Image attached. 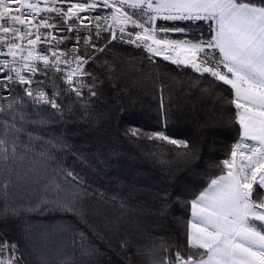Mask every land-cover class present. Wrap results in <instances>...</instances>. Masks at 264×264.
I'll list each match as a JSON object with an SVG mask.
<instances>
[{"label":"trees","instance_id":"16d2710c","mask_svg":"<svg viewBox=\"0 0 264 264\" xmlns=\"http://www.w3.org/2000/svg\"><path fill=\"white\" fill-rule=\"evenodd\" d=\"M99 57L90 69L95 96L88 95L90 78L79 73L73 79L85 82L84 95L64 93L66 77L53 70L42 89L49 95L57 91L62 111L36 113L27 105L22 113L0 111V134L14 131L6 128L14 123L24 129L16 133L21 146H29L28 133L32 136L31 150L20 153L14 203L0 197V232L17 244L26 264H159L162 243L187 247V201L229 158L238 139L229 86L197 79L159 57L151 62L126 43L114 42ZM5 105L0 102V108ZM131 126L187 140L194 155L168 140L132 138L126 134ZM45 151L55 158L48 175L72 171L83 186L63 183L62 176L46 183L33 175L32 168H44L39 161ZM56 184L62 186L59 193ZM57 199L78 207L57 208Z\"/></svg>","mask_w":264,"mask_h":264},{"label":"snow or ice","instance_id":"6c2138e0","mask_svg":"<svg viewBox=\"0 0 264 264\" xmlns=\"http://www.w3.org/2000/svg\"><path fill=\"white\" fill-rule=\"evenodd\" d=\"M200 24L206 32L190 30ZM17 41H26L27 51ZM69 41L68 53L76 55L66 54ZM114 42L134 45L151 62L159 57L197 79L221 82L234 97L238 139L229 158L187 201V247L171 249L162 243L159 264H264V0H44L43 7L39 0H0V102H6L0 111L22 113L26 105L36 113L62 111L57 91L39 90L53 70L66 77L64 93L84 95L85 82L73 79L79 73L90 78L88 95L95 96L91 66ZM40 43L46 47L37 52ZM160 106L164 108L163 89ZM6 128L14 131L0 134V197L14 203L21 176L17 166L24 159L20 153L31 150L32 136L29 132V146H21L16 133L24 129L14 123ZM126 134L168 140L185 149L186 156L195 152L189 141L169 139L165 131L131 126ZM54 159L43 152L39 163L44 168H32V174L46 183L62 176L63 183L83 186L72 171L48 175ZM55 187L62 191L61 184ZM54 206L65 211L78 207L67 199L55 200ZM19 251L16 243H0V264H21Z\"/></svg>","mask_w":264,"mask_h":264},{"label":"built area","instance_id":"2783aa9c","mask_svg":"<svg viewBox=\"0 0 264 264\" xmlns=\"http://www.w3.org/2000/svg\"><path fill=\"white\" fill-rule=\"evenodd\" d=\"M32 1H35V2H37V0H30V2H32ZM39 2H40V4H42L43 6H44V0H39ZM109 22L111 23V20H109ZM103 23V22H102ZM118 31V30H117ZM34 38V37H33ZM18 43H22L24 46H25V49H26V51H27V44H26V41H17ZM0 47H2V45H0ZM44 47H46V45L45 44H43V43H40V44H37L36 46H35V49H36V51L37 52H39L40 51V49L41 48H44ZM61 48H64V47H61ZM68 49L69 48H65V52H66V54H68L69 56H71V53H68ZM50 55V54H49ZM51 58V57H50ZM8 59L9 60H11L12 58L11 57H8ZM22 74H25L26 75V73H22ZM40 91H44L45 93H47L48 94V92L46 91V90H44V89H41ZM4 241H7V242H9V243H11L3 234H2V232H0V243H3ZM18 254L20 255V253L18 252ZM21 264H26L25 262H24V260L22 259V262H21Z\"/></svg>","mask_w":264,"mask_h":264},{"label":"rangeland","instance_id":"374dc122","mask_svg":"<svg viewBox=\"0 0 264 264\" xmlns=\"http://www.w3.org/2000/svg\"><path fill=\"white\" fill-rule=\"evenodd\" d=\"M76 2H77V1H76ZM128 2L131 3V2H133V0H128ZM129 11H132V10L130 9ZM81 27H82V26H81ZM129 27H131V25H130ZM117 30H118V28H117ZM236 162H237V164L240 163L239 154L237 155Z\"/></svg>","mask_w":264,"mask_h":264}]
</instances>
